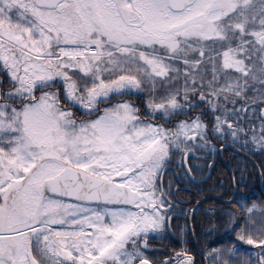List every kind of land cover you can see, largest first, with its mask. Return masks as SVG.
I'll use <instances>...</instances> for the list:
<instances>
[{
  "label": "snow or ice",
  "instance_id": "snow-or-ice-1",
  "mask_svg": "<svg viewBox=\"0 0 264 264\" xmlns=\"http://www.w3.org/2000/svg\"><path fill=\"white\" fill-rule=\"evenodd\" d=\"M227 152L235 192L264 158V0H0V264H264V197L204 187ZM176 156L204 158L182 228Z\"/></svg>",
  "mask_w": 264,
  "mask_h": 264
},
{
  "label": "flooded vegetation",
  "instance_id": "flooded-vegetation-1",
  "mask_svg": "<svg viewBox=\"0 0 264 264\" xmlns=\"http://www.w3.org/2000/svg\"><path fill=\"white\" fill-rule=\"evenodd\" d=\"M231 157H232L231 152H227V153H225L219 157L218 166H217L216 170L212 171V173H211L212 179L209 180L208 183L206 185H204V187L205 188L213 187V186L218 187L219 182H224L225 190H229V197H225V199H229L233 195H235L236 197H241V196L252 197L251 193H253V190H254L255 180H256V178H258V181H259L258 186L261 189V194L264 196V188H263V181L264 180L261 179L260 170H259V163H260L261 159H264V158H261L258 155L254 156V157L253 156L248 157V171L243 174L244 180L246 182V187L243 189H238L235 192H232L230 190L229 184H228L229 178H230L231 173H232V167L231 166L228 167L226 171L222 167V165H224V164H230L231 163ZM203 159H204L203 157H201L200 159L192 157L191 159H188L187 162L182 166L181 165V157L176 156L172 159L171 163H169L167 165L168 176L175 178L177 181H180L181 187L188 189L187 191H184V192L180 193L179 195H177L178 213H177V217L173 220V224L177 225L181 228L184 227L185 218H184L183 214L179 211V209L183 208L184 210H187L190 212L191 206H195L197 203V200L200 199V197L196 195V190L194 188L189 187L187 185V182L184 181L182 179V177L184 176V171L187 169L189 164L194 168L204 167V165L202 163ZM240 164H241V167H243V161H240ZM253 165L257 166L255 168V170H253ZM236 176H237V178H239L240 173H236ZM168 183H169V180H168V177H166L164 180L165 187H167ZM232 187H235V185H232ZM172 191L174 193L177 191L175 184L172 187ZM212 195H217V193H212ZM240 202L242 203L243 201H240ZM207 207H208L207 204L202 206L201 211L196 214L195 221L198 219L199 216H202L204 220L210 218L204 214V210L207 209ZM195 232L196 231L194 229L193 222L191 220V215H190L189 216V223L187 226V237L185 238V241L181 246H187L189 248L194 249L196 252H202V251H200L201 247H199L200 248L199 249L197 246V242L195 240ZM205 237L206 236L204 233V235L202 236V239L204 242L206 240ZM170 239H171V243H176L177 236L171 235ZM190 243L192 244V247L190 246ZM155 247L160 249V250L166 249L168 251H171V244H170L168 239L163 241V243H161L159 241L156 242ZM196 259L198 261V264L202 259L204 260V264H206V258H204L202 256H197Z\"/></svg>",
  "mask_w": 264,
  "mask_h": 264
},
{
  "label": "trees",
  "instance_id": "trees-1",
  "mask_svg": "<svg viewBox=\"0 0 264 264\" xmlns=\"http://www.w3.org/2000/svg\"><path fill=\"white\" fill-rule=\"evenodd\" d=\"M258 184H259V181H258V178H256L255 184H254V190H253V193H251V196L254 197L257 202H259L262 199V197H264L261 194V189L258 186ZM263 188H264V181H263ZM210 220H214V218H209V219L204 220L202 216H199L198 219L193 223L194 229L196 231L195 232V240L197 242V246H198V248L201 247V249H202L201 250L199 248L200 251H203L204 247L212 244V242L217 238L214 236L213 237L208 236V230L213 227V224L210 223ZM204 233L206 236L205 242L202 239V236L204 235ZM221 234H223V230H221ZM198 237H199V239H198ZM190 246L192 247L191 243H190ZM244 247L248 248L249 246L245 245ZM206 264H208L207 259H206Z\"/></svg>",
  "mask_w": 264,
  "mask_h": 264
}]
</instances>
